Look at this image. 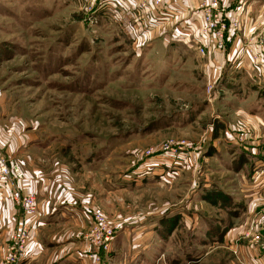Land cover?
<instances>
[{
  "label": "rangeland",
  "instance_id": "obj_1",
  "mask_svg": "<svg viewBox=\"0 0 264 264\" xmlns=\"http://www.w3.org/2000/svg\"><path fill=\"white\" fill-rule=\"evenodd\" d=\"M172 26L144 39L98 0H0V143H20L41 172L76 175L65 189L89 217L156 225L151 264H253L248 251L264 250V65L248 51L245 70L219 75ZM180 148L200 170L122 190L110 216L93 202Z\"/></svg>",
  "mask_w": 264,
  "mask_h": 264
},
{
  "label": "crops",
  "instance_id": "obj_2",
  "mask_svg": "<svg viewBox=\"0 0 264 264\" xmlns=\"http://www.w3.org/2000/svg\"><path fill=\"white\" fill-rule=\"evenodd\" d=\"M244 1L242 27L238 35L241 41L243 35L256 34L255 36H257L261 30H264V0ZM197 3L198 0H166V15L170 21L172 19L179 21L188 17L190 9L196 8ZM167 26L169 25H166L165 28ZM158 31L156 30L155 34ZM185 32L187 36L179 39L186 41L192 39V42L194 39H199L194 26H187ZM229 45L231 48L229 58H231L225 68L245 70L250 65L248 57L243 56V54L240 55L239 43L236 42V39L232 38ZM235 53L237 54L234 57ZM212 56V51H208L205 57L211 69L214 70ZM5 147L0 143V150L6 154L8 161L18 165L23 171L24 169L32 170L30 173L23 172L24 179L19 182V187L23 191L34 194L39 211V227L35 236L37 251L20 264H90L85 257L89 247L84 239L90 225V217L80 204L69 197L70 190L65 189L68 185L75 189L78 188L76 186L77 176L66 172V170L57 171L55 169L49 173L41 172L33 167L31 161L28 160L29 158H26V162L21 161L24 159L23 156H26V152L21 148L20 143L17 144V149L14 152L11 146L4 149ZM223 161L226 162L225 159ZM28 163L31 167L27 166ZM201 163L199 160L195 162L188 154L174 156L164 153L144 159L130 173L114 182L112 187L96 189L93 195L96 193L97 196L94 195V201H92L110 216L114 212L118 213L120 206L117 202L120 200L116 195H120L122 190L131 191L140 188L142 185H149V187L170 185L174 179L190 171L195 165L198 164L200 170ZM199 186L206 191L211 187L208 182L200 183ZM71 191L74 192L75 190L71 189ZM82 196L86 197V201H88L86 195L82 193ZM20 215V210L14 206L10 199V190L0 188V257L10 234L17 227ZM112 220L118 221L119 229L112 240L108 254H102L101 264H127L126 261L134 263L136 259H138V264H151L147 257L152 255L151 249L158 243V241L154 242L157 237L154 235L156 225L143 222L133 226L130 223L120 222L118 218ZM119 224L121 225L119 226ZM157 238L161 239L159 236ZM120 244H122L124 251H121ZM248 254L253 264H264V250L257 253L248 251ZM121 257L123 262L122 259L121 262L118 261Z\"/></svg>",
  "mask_w": 264,
  "mask_h": 264
},
{
  "label": "built area",
  "instance_id": "obj_3",
  "mask_svg": "<svg viewBox=\"0 0 264 264\" xmlns=\"http://www.w3.org/2000/svg\"><path fill=\"white\" fill-rule=\"evenodd\" d=\"M98 1L101 9L112 8L116 16L131 21L133 29L141 33L144 39L150 38L155 35L156 30L160 31L170 24L173 25L172 37L179 39L187 36L185 32L187 26H194L199 39H194L193 44L197 45L198 54L206 56L208 51H212V62L219 75L231 58H229L230 45L227 47L226 44L232 38L239 43L240 55L249 51L255 62L264 65V30H261L256 37L243 35L242 41L238 37L242 27L244 0H198L196 8L190 9L189 16L179 21L168 19L166 0ZM2 151L0 150V188L10 190V199L20 210L21 215L16 229L10 234L3 249L0 264H20L37 251L35 236L39 227V211L34 194L19 187V182L24 179L23 171L8 161ZM176 154L182 156L187 152L184 148L183 150L180 148L179 153ZM90 217L91 225L84 236L89 247L85 257L90 264H101V255L109 251L119 227L109 223L99 209L93 208ZM251 235L254 240H259L258 232Z\"/></svg>",
  "mask_w": 264,
  "mask_h": 264
},
{
  "label": "trees",
  "instance_id": "obj_4",
  "mask_svg": "<svg viewBox=\"0 0 264 264\" xmlns=\"http://www.w3.org/2000/svg\"><path fill=\"white\" fill-rule=\"evenodd\" d=\"M226 46L228 47L229 46V43H227Z\"/></svg>",
  "mask_w": 264,
  "mask_h": 264
}]
</instances>
